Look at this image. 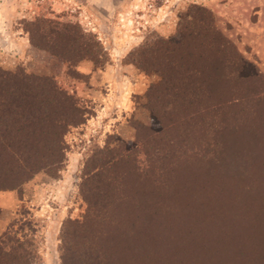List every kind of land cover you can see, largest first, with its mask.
<instances>
[{"label":"rangeland","instance_id":"1","mask_svg":"<svg viewBox=\"0 0 264 264\" xmlns=\"http://www.w3.org/2000/svg\"><path fill=\"white\" fill-rule=\"evenodd\" d=\"M75 30L97 62L64 42ZM0 70L52 78L85 114L62 163L0 189V264H161L150 238L173 240L186 205L226 207L240 174L264 182V0H0ZM31 128L2 131L0 184L21 143L28 162L54 154ZM194 213L198 260L264 264V231L236 249L226 221L208 214L202 234Z\"/></svg>","mask_w":264,"mask_h":264},{"label":"trees","instance_id":"2","mask_svg":"<svg viewBox=\"0 0 264 264\" xmlns=\"http://www.w3.org/2000/svg\"><path fill=\"white\" fill-rule=\"evenodd\" d=\"M217 35L222 37L220 32H217ZM42 36L45 42H48L47 40L50 39L46 38L49 36L47 30H43ZM61 37L66 40L64 41L65 43L76 50H80L85 57H88L94 62L99 60L98 57H102L101 50L94 51L92 42L90 41L88 43L83 41L82 34L76 30L75 32H64ZM32 44L41 49L51 50L45 43L39 44L33 36ZM84 119L85 114L75 97L61 89L52 78L27 75L23 71L9 73L0 70V144L2 141L6 142L2 139V131L5 130L9 132L10 128L13 126L19 127V129L23 127H32L34 130L33 132L37 135L33 133V135L37 137L36 142H33L34 145L37 143L36 147L38 148L54 151V154H52L50 158L47 157L46 159L45 157H39L38 159L28 162L25 158L23 159V145L21 143L17 150L19 156L16 159V174L18 173V177L16 175V184L7 186L3 183L0 184V189H17L20 183L28 181L34 173L41 169H51L60 162L62 163L65 154V148L63 146L64 137L70 127L82 124ZM8 148L10 147L8 146ZM58 154L61 155V158L55 159ZM248 177L250 176L247 174H240V181L237 182L236 186L235 184L229 186L226 188L227 190L220 195L221 197L218 198V201L224 202L223 204H225L226 207L218 204L214 206L211 204L212 200L203 205L202 208L197 209L191 207L193 211H190L189 206L186 205L185 211H187L186 213L188 214L185 216V219L180 218V221H177L179 223H175L176 225L170 228L177 234L173 240L169 241L166 235L164 239L160 238V240L158 234L150 238L149 242L153 245L152 249H155V252L161 255L163 259L161 264L167 261H172L173 264H211L203 256L198 255L200 259L198 260L195 257L196 254H193V252L196 251L195 248H192L196 247V244H193V242H195L199 229H193L191 222L194 221L195 224H200L198 223L200 219L196 221L190 219L189 216H191L192 219L194 218L196 214L194 212H198L199 215L200 213L205 214L206 220L203 219V221H205L199 233L206 234L214 229L215 226L211 221L210 225L207 223L209 221L207 219L211 214L215 223H217V221H226L230 228L228 237L236 243V249L242 247L245 249L247 246L249 247L253 241L252 238L255 236L256 229L264 231V222L262 223L256 216L257 210L254 209V213H248V211H251V198L248 199L249 197H246L245 194L251 193L250 190H253L255 187V189L259 190L257 194L258 199L264 192V182L259 185H255V183L252 182L253 185H248V182L255 177V174H251L250 178ZM262 177L264 180V176ZM6 180L9 179L6 178ZM250 186H252V189ZM252 201L255 204V199L252 198ZM243 210L244 212H242ZM251 221L255 225H253ZM178 235L179 237L181 236V239L177 240ZM170 244L173 245L171 246ZM16 245L17 257V249L21 248L22 243L18 241ZM190 246L192 250H190ZM179 256L183 261L175 263L174 261L178 262ZM91 261L82 264H96V262Z\"/></svg>","mask_w":264,"mask_h":264}]
</instances>
